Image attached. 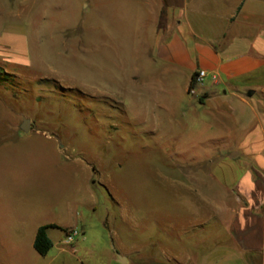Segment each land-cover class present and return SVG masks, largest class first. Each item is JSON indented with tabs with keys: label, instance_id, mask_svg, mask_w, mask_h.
Here are the masks:
<instances>
[{
	"label": "rangeland",
	"instance_id": "rangeland-1",
	"mask_svg": "<svg viewBox=\"0 0 264 264\" xmlns=\"http://www.w3.org/2000/svg\"><path fill=\"white\" fill-rule=\"evenodd\" d=\"M140 6L0 0V264H151L164 251L195 264L200 250L198 264H245L210 242L214 229L226 241L231 214L217 208L235 205L222 181L241 168L227 136L242 119L224 100L189 102L150 54ZM46 224L54 243L76 228L75 252L38 255L30 238Z\"/></svg>",
	"mask_w": 264,
	"mask_h": 264
},
{
	"label": "crops",
	"instance_id": "crops-1",
	"mask_svg": "<svg viewBox=\"0 0 264 264\" xmlns=\"http://www.w3.org/2000/svg\"><path fill=\"white\" fill-rule=\"evenodd\" d=\"M139 2L145 22L154 32L150 54L164 64L166 74L182 77V91L190 97L189 102L196 99L199 105L208 108L210 103L224 100L230 107L229 115L242 119L243 133L227 136L229 153L237 152L231 153L235 157L230 158L241 157V168L222 181L233 193L235 205L232 209L223 204L217 208L222 216L231 214V218L225 235L222 234L226 236L225 242L215 229L210 230L211 249L216 252L218 248H229L240 252L245 264H264V0ZM199 70L205 71L207 77L196 87V94L191 95L189 85ZM249 91H253L251 97L247 96ZM256 95L257 100L253 101ZM41 226L44 225L35 227L30 238L32 249ZM68 230L62 231L63 236ZM47 236L52 248L57 244L75 252L74 241L66 244L62 236L54 243L49 231ZM203 243L200 241L198 245ZM199 252L194 255L195 264L205 256V252ZM177 254L164 251L161 262L152 259L150 263L190 264L188 257Z\"/></svg>",
	"mask_w": 264,
	"mask_h": 264
},
{
	"label": "trees",
	"instance_id": "trees-1",
	"mask_svg": "<svg viewBox=\"0 0 264 264\" xmlns=\"http://www.w3.org/2000/svg\"><path fill=\"white\" fill-rule=\"evenodd\" d=\"M164 10L161 12V20L164 17ZM194 87V76L191 79L189 90ZM202 102V97L199 98ZM56 227L55 225H44L37 229L34 242H33V249L35 252L40 256H45L49 250L52 248V242L47 236V231L50 228Z\"/></svg>",
	"mask_w": 264,
	"mask_h": 264
},
{
	"label": "built area",
	"instance_id": "built-area-1",
	"mask_svg": "<svg viewBox=\"0 0 264 264\" xmlns=\"http://www.w3.org/2000/svg\"><path fill=\"white\" fill-rule=\"evenodd\" d=\"M207 77V74L205 71L203 70H199L195 73L194 75V87L191 88L188 93L191 95H195L196 94V86L201 85L204 81V79ZM213 79H216V77H212ZM79 235V231L76 228L70 229L65 233L64 236V242L66 244H71L75 237H77Z\"/></svg>",
	"mask_w": 264,
	"mask_h": 264
},
{
	"label": "water",
	"instance_id": "water-1",
	"mask_svg": "<svg viewBox=\"0 0 264 264\" xmlns=\"http://www.w3.org/2000/svg\"><path fill=\"white\" fill-rule=\"evenodd\" d=\"M253 95V91H249L247 93L248 97H251ZM19 129L23 132V133H27L29 131V121L28 120H23V122L20 124ZM235 157V154L231 155V158ZM117 257L118 260L121 264H124L125 262V258L122 257L120 254L117 253Z\"/></svg>",
	"mask_w": 264,
	"mask_h": 264
}]
</instances>
